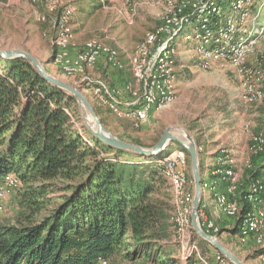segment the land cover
I'll use <instances>...</instances> for the list:
<instances>
[{
  "label": "rangeland",
  "instance_id": "1",
  "mask_svg": "<svg viewBox=\"0 0 264 264\" xmlns=\"http://www.w3.org/2000/svg\"><path fill=\"white\" fill-rule=\"evenodd\" d=\"M238 1L209 0L207 3V0H111L110 2L97 0L95 3L94 0H52V2H57V6H64V11L70 13L68 27L72 31V36L68 49L71 56H75L86 44L97 46L98 53L106 48L116 52L118 66H111L109 63L107 65L118 70L123 68L119 61L118 51L105 44L102 38L107 34L110 35V30L115 31L116 27L120 29L130 27L132 32L138 33L143 26L135 24L137 17L143 18L147 24L150 23L153 27L155 24L157 27L148 31L144 35V39L142 38L135 45V50H133L135 52V67L141 64V60L147 58V68H151L150 59H153L156 69L161 64L160 57L162 55L159 53L163 47L168 49L169 55L165 59L164 77L155 81L151 79V84H146L145 87L143 79L138 81L135 77L134 82L130 67V58L134 54L133 52L128 57L132 80L123 86V90L110 88L99 83L102 80L92 77L96 64L83 68L82 72H74V74L62 64V58L59 65L54 64L53 41L57 33L55 25L60 12L56 6H51L49 0H0V51L27 52L39 61L47 73L73 87H78L89 100L102 126L125 142L140 145L143 148H151L165 130L178 138L181 134L189 136L197 147L200 178L202 177V168L199 156L203 147L207 146V141H210L216 131H224L227 144L224 143L225 146L223 145L217 152L215 161L209 170L210 178H202L201 196L205 191H209L214 207L227 218L223 219L219 215L217 221L214 219L215 224L212 219L205 216L200 207L198 218L201 219L203 212L206 220L218 229L214 233V237L245 264H254L253 260L255 259L258 264H264V244L258 245L254 236H245L241 210H238L241 206L242 196L243 201H246L247 192L249 194L250 191H253L249 185L252 182L264 184V179L257 177L260 176L259 169L264 166V147L257 155L250 153L253 138L260 135L264 138V97H254L257 81L264 80V28L260 32V24L264 23V0H250L251 4L245 3L235 11ZM89 3L94 4L93 7ZM184 6L198 8L193 14L180 17L186 9ZM212 7L214 10L211 13L207 12ZM259 7L260 11L256 12ZM242 8L244 10L241 11ZM185 17H187L188 23L181 26ZM247 17L248 20H246ZM116 18L117 22H115ZM195 18H197L196 23L192 22ZM110 22L113 23L110 25L113 29H110V26L107 29ZM196 24L203 28L201 32ZM72 25H75L83 43L78 44ZM159 29L163 31H160L152 42L146 44L147 35L155 33ZM166 30L171 31L158 41L159 36L163 35ZM197 31L200 33L199 37H213L214 34L215 38L193 39ZM182 32H186L182 38L187 43L184 51L188 61L186 67L181 69L183 73L177 78L176 60ZM248 36L251 37V40H242ZM226 42L230 44L233 51L228 55V58L212 57L213 60L202 61L205 51H223V44ZM144 45L146 53L144 57H141V48ZM101 58L106 62L104 56ZM3 61V63L0 62V68L6 65V60ZM149 75L146 69L141 74L143 78L145 76L150 78ZM95 82L98 83L91 86V83ZM127 86L134 88L135 102L142 98L154 97V91L159 94L160 98L164 95L166 98H170V101L166 104L153 106L146 121L134 122L131 118L116 113L111 106V103L115 104L114 102L120 103L122 106L126 105L127 101L122 103L119 97L126 92ZM90 87L91 93L89 94L87 91ZM98 88H100V93L93 95V92ZM106 90L110 94L107 95L108 97L103 95ZM98 105L105 107L107 111L101 112ZM78 110V121L75 118H72V121L85 136L83 131L85 130L87 133L88 131L82 121V112L80 109ZM153 112L156 114L151 117ZM227 119L232 121L228 123ZM233 132L241 135L234 139ZM244 135L246 136V148L240 168L241 176L239 172L237 173L231 149L227 146L241 147L244 143ZM177 145L175 142H170L165 151H171L168 154L164 153V156L155 158V161L172 160L171 153L178 151L180 154L174 156L177 159L173 164V173L165 170V164L159 165L153 160L156 167L160 169L161 176H164L165 179H163L172 195L169 211V223L172 227L170 239L162 243L161 253L158 257L149 251L139 254L137 259L129 260L124 257L125 251L122 249L106 264H186L187 262L214 264L216 251H213L209 244L194 234L191 229V220L189 226L181 227L186 201L190 200L192 203L190 194L194 192V185L189 156ZM137 160L138 158L135 157V161ZM217 166L230 167L233 169V174L220 180L216 177L215 168ZM0 178L2 179V177ZM235 181L238 182L237 189H229ZM221 184L224 185V189L220 188ZM17 189L1 198L4 211L0 215V224H14L17 220L19 196V193L15 194ZM60 194L62 192L50 195L53 201L47 210L53 207ZM227 195L230 203L237 204H234L236 212L233 216H226L217 205L218 198H226ZM262 200L264 203V194ZM251 202L254 205V199ZM260 207H263V204ZM250 209L251 207L248 211ZM47 210H43L42 213L45 214ZM260 218L264 222L263 214L260 215ZM220 219H223L222 223L229 226L228 229H222L217 224L221 221ZM237 230L239 234H237ZM234 234H237L238 238L236 244L234 243L235 239L232 238ZM251 239L252 244L245 248L247 240ZM259 254L263 255L258 257Z\"/></svg>",
  "mask_w": 264,
  "mask_h": 264
},
{
  "label": "trees",
  "instance_id": "2",
  "mask_svg": "<svg viewBox=\"0 0 264 264\" xmlns=\"http://www.w3.org/2000/svg\"><path fill=\"white\" fill-rule=\"evenodd\" d=\"M5 63L0 177L20 182L17 220L0 224V264H100L122 249L129 260L149 251L158 257L172 234V195L155 158L104 146L85 130L83 136L72 121L79 119L72 96L23 58ZM56 192L62 194L47 210ZM249 208L243 201L242 210Z\"/></svg>",
  "mask_w": 264,
  "mask_h": 264
},
{
  "label": "bare ground",
  "instance_id": "3",
  "mask_svg": "<svg viewBox=\"0 0 264 264\" xmlns=\"http://www.w3.org/2000/svg\"><path fill=\"white\" fill-rule=\"evenodd\" d=\"M245 3L251 4L250 0H239L236 4L235 11L240 9L242 5L244 6ZM184 7L186 8V6H184ZM212 10H214L213 7L210 8L207 12L211 13ZM242 10H244V8H242L241 11ZM259 11H260V7L258 8V10H256V12H259ZM65 12H67V11H65ZM242 14H244V13H242ZM69 21H70V13L69 12L62 13V16L59 13L57 21H56V25H55L57 33H56V37L53 41V45L55 47V52H54L55 53V63L54 64L59 65L60 60H61V58L59 57V54H60V47L59 46L61 43V39L63 37V32L66 34V35H64V43L66 45V42H68V46H70L72 32L68 27ZM196 21H197V18L192 20V22H194V23H196ZM187 23H188V19H187V17H185L181 26L183 24H187ZM196 26H198L199 32H201V30L203 28L200 27L199 24H196ZM260 27H261L260 32H262V28H264L263 22L260 24ZM160 31H163V30L159 29V31H157L155 33L148 34L146 37V40H147L146 44H149L150 42H152L156 38V36L158 35V33ZM199 35H200V33H198V31H197V33H195V35L193 36V39L209 40V39L215 38L214 34L212 35L213 37H199ZM242 40H251V37L248 36ZM91 49L95 53H98V51H99L97 46L86 44L82 50H79L77 52V54H84V52H89V50H91ZM141 53H142L141 57H144L145 53H146L145 45L142 46ZM232 53H233V51H232V48L230 47V44L228 42H226L223 44V51H216V50L205 51L203 53V56H202V61L213 60L212 57H220L223 59L228 58L229 57L228 55L232 54ZM212 54H213V56H212ZM159 55H162L160 57V63L161 64L158 67H156V69H155V64H153V66L150 69H148L147 68V65H148L147 58L141 60V64H138L135 67V52H134V54L130 58V67H131V71H132V74L134 77V82H135V77L138 81L143 79V76H141V74L145 69H146V72L150 74L149 77L153 81H155L156 79H161L164 77L163 73H164V69H166L165 59H166V56L169 55L168 49L163 47L161 49ZM101 56H104L105 59L108 60V63L111 66H114V67L118 66L117 54L115 51L112 52L109 49L104 48L103 51L101 52ZM162 59H164V60H162ZM92 66H94V65H92ZM87 67H89V66H76L74 69V72H82L83 68L85 69ZM246 75H248L247 72H246ZM257 83L258 84L255 87L256 93H255L254 97H258V98L264 97V80L263 81H257ZM97 93H100V88L95 90V92H93V95H96ZM103 95L109 96L110 94L106 90ZM123 95L128 96V100H127L125 106H122L120 103L117 104L116 102H114L115 104L111 103V106L114 108L115 112L118 113L119 115L127 117V118H131L134 115H138V113L141 110V102L140 101L135 102L136 96H135L134 88L127 86L126 92ZM144 100H149V112L153 106L157 105V99H154L152 97H148ZM160 100L165 101V102L159 103L158 105L168 103L170 101V98H166V96L162 95ZM180 139L183 141H186L185 135L181 134ZM252 141L253 142L250 145V153H251V155H255V154H257V152H259L264 147V138L260 135V136H256L255 138H253ZM181 153H183V152H181ZM179 154L180 153L178 151H174L173 153H171L170 157L178 156ZM164 161H166V160H162V161L156 160L155 163H158L160 165V163H162ZM215 171H216V177L219 178L220 180H223L224 178H226V176H230L231 174H233V169L230 167L225 168V167H218L217 166L215 168ZM236 176H237V174H236ZM0 180H1L0 181V215H1L4 211L1 198L8 195L10 192L13 193L14 190H16L19 187L20 181L13 174L4 175V176H2V179L0 178ZM201 180H202V178H201ZM201 180H200V187H201ZM237 181H235L229 187V189H234V190L237 189V183H238ZM249 187L253 191H250L249 194L247 192L245 200H246V203H247V201H249V203H247V204L251 207V209L249 211L248 210L245 211L244 213L242 211H240V213L242 215V224L246 230L247 217H249V219H248V232L251 234H254L253 236H254L255 241L258 245H263L264 244V222L260 218V215L262 216V214H263L262 207H260V206H261V204H263L262 197L264 194V184H259V182H257V183L252 182L249 185ZM201 192H202V189H201ZM201 198H202V196H201ZM252 199H254V205L251 202ZM192 201H193V199H192ZM186 203H187V205L184 207V215H183L181 227L189 226V221L191 220L190 210L192 207V203H190V200H187ZM233 203L236 204L235 202H233ZM190 204H191V206H190ZM234 204L229 202V199L227 196H226V198H218V200H217L218 207L221 209V211L226 216H233L235 214L236 206ZM252 205L255 207L254 209L252 208ZM199 207H200V204H199ZM198 211H199V208H198ZM197 216H198V212H197ZM263 217H264V214H263ZM209 225L215 227L214 233L218 230V229H216L217 227L214 224L209 223ZM262 255L263 254H261V255L259 254L258 257L262 256ZM100 262L104 263L105 261L101 260ZM228 263L229 262L227 261V259H225V262L223 261V259H217L216 257L214 259V264H228ZM104 264H106V262Z\"/></svg>",
  "mask_w": 264,
  "mask_h": 264
},
{
  "label": "crops",
  "instance_id": "4",
  "mask_svg": "<svg viewBox=\"0 0 264 264\" xmlns=\"http://www.w3.org/2000/svg\"><path fill=\"white\" fill-rule=\"evenodd\" d=\"M95 1H97V0H94V2ZM107 1L110 2L111 0H107ZM89 5H91V7H93L94 4L89 3ZM117 20L118 19L116 18L115 22H117ZM72 24H73V22H72ZM112 24L113 23L110 22L107 25V29ZM135 24H141L143 26V28L140 29L138 33L132 32L131 31L132 28H130V27H125L124 29H120L119 27H116L115 31L110 30L111 31L109 33L110 35L107 34V35H105V37H103V38L101 37L102 40L105 42V44H107L109 47L118 51L119 61L122 63L123 68L121 70L114 69V68L108 66L103 58L99 59L97 64H96L95 71L92 74V77L102 80L99 83L104 84L110 88L120 89L127 82H130L132 80V74H131V71L129 69L128 57H130L132 55L131 53L133 52V50H135L134 49L135 45L138 42H140L143 37H145L144 35H146L148 31H152L157 27L154 23H153L154 27L150 23L147 24V21L141 17H137ZM72 27H73V32L75 33V38L78 41V44L83 43L82 38L80 37V34L77 33L75 25H72ZM134 28L136 29V26H134ZM110 29H113V27L110 26ZM182 37H183V35L180 37L181 44L178 45L179 51H178V56H177V60H176V71H175V73H176L177 78H179L181 76L180 74L183 73V70H181V69H182V67H186V64H187L186 62L188 61L187 54L184 51V49L186 48L185 44H187V43L185 42V40ZM184 54H185V56H184ZM195 67H196V62H195ZM97 83L96 82L91 83V86H94ZM87 92L89 94L91 93V87H90V89H88ZM119 100L122 103H125L128 100V96L122 95L121 97H119ZM98 106H99V110L101 112H105V110H106L105 107L100 106V105H98ZM155 114H156V112H153L151 114L152 115L151 117L155 116ZM231 121H232L231 119H227L228 123H230ZM231 129H233V128H231ZM232 135H233L234 139H237L236 137L238 135H241V134L233 132ZM225 138L226 137H225L224 131H221V132L216 131L215 134L211 137L210 141H207V146L203 147L204 149L200 153V156H199L200 157V166L202 168V177L201 178H203V179H209L210 178V176H209L210 167L215 161V157L217 155V152L220 150L221 147H223V145L225 146V144H224V143H226ZM227 138L229 139V137H227ZM245 139H246V136L244 135V143L241 145V147H236V146H232V145L227 146V148L230 147V149H231L230 151L232 152L231 155L235 159V163H236L235 167H236L237 173L239 172L241 176H242V172L240 171V168L242 166V161L244 160L243 159L244 158V151L246 148ZM258 159H260V158H258ZM259 174H260V176H257V177L264 179V166L259 169ZM220 188L224 189V185L221 184ZM201 209L205 213V216L209 219H212L214 222H215V220L217 221V219H219V215L223 219L227 218L216 210V208L214 207V202H213L212 196H211L209 191H205L202 194V198H201V202H200V210ZM262 211L264 214V203H263ZM223 219H220L221 221L219 223L217 222V224L222 229H228L229 226L222 223ZM215 224H216V222H215ZM237 234H239L238 230H237ZM237 234H234L232 237L233 239H235L234 240L235 244L238 243ZM238 237H239V235H238ZM252 242H253L252 239L247 240L246 245L244 247L245 248L249 247L252 244ZM253 261H254V264H258L256 259Z\"/></svg>",
  "mask_w": 264,
  "mask_h": 264
},
{
  "label": "water",
  "instance_id": "5",
  "mask_svg": "<svg viewBox=\"0 0 264 264\" xmlns=\"http://www.w3.org/2000/svg\"><path fill=\"white\" fill-rule=\"evenodd\" d=\"M14 58L25 59L39 75V77L47 84L60 89L66 94L72 96L78 109L82 112V121L92 138L100 142L102 145L113 148L115 150L127 152L137 156H141L146 159L158 158L162 156L170 142L177 143L184 149L190 159L191 176L194 185L193 201L191 207V228L194 234L202 241L209 244L215 251L223 255L230 264H245L237 256H235L229 249H227L219 240L215 237L208 235L201 229L198 224V208L201 201V187H200V173H199V161L198 151L195 143L189 136L186 137V141L172 135L168 130L162 132L157 143L151 148H143L140 145L125 142L112 133L107 131L100 123L95 111L90 104L89 100L84 96L82 91L73 87L72 85L55 78L47 73L43 66L32 55L20 50H5L0 51V59L11 60Z\"/></svg>",
  "mask_w": 264,
  "mask_h": 264
},
{
  "label": "built area",
  "instance_id": "6",
  "mask_svg": "<svg viewBox=\"0 0 264 264\" xmlns=\"http://www.w3.org/2000/svg\"><path fill=\"white\" fill-rule=\"evenodd\" d=\"M49 3H51V6H56V8H57L58 12H60L61 16H62V13H67L64 11V6H57V2H52V0H49ZM207 3H209V0H207ZM197 8L198 7H186V9L183 11V13H181L180 17H182L183 15L193 14L195 12V9H197ZM246 20H248V17L246 18ZM175 23H176V19H175ZM169 31H171V30H166L163 35L159 36L158 41H160V38H162L164 35H166ZM64 35H66V34L63 32V37L61 39V43L59 46L60 47L59 57L62 58V64H64V66L69 68L70 71L73 72V74H74V69L76 66L92 67V65L97 64L98 59H101V53H95L92 49L89 50V52H84V54H75V56H71L70 51L68 49V45H65V43H64ZM154 51L156 52L157 49ZM212 56H213V54H212ZM106 64H108V60H106ZM150 66L151 67L153 66V59H150ZM142 81H144V87L146 84H151V78H148V76H145ZM120 89L123 90V87ZM152 98L157 99V105L159 103L165 102V101L160 100V96L156 91H154V97H152ZM136 101L141 102V110L138 113V115L132 116L131 119L134 122L146 121L149 117V100H144V98H142V99L136 100ZM175 159H177V157H173L172 160H167V161H164L160 164H165V170L168 171L169 173H173V164H175ZM232 180H234V179H232ZM227 197H228V195H227ZM190 199H193V194H190ZM242 203H243V196H242V200H241V207L238 210H241L244 213V210H242ZM248 219H249V217H247V226H246V230H245V236H253L254 234H251L248 232ZM198 224L203 231H205L208 235L214 237L215 227L209 225L208 221L206 220V218L203 215V212H202L201 219H198ZM216 258L217 259H223L224 262L226 259L223 255H221L217 251H216ZM104 263H100V264H104Z\"/></svg>",
  "mask_w": 264,
  "mask_h": 264
}]
</instances>
